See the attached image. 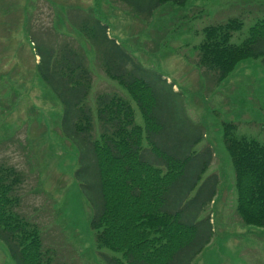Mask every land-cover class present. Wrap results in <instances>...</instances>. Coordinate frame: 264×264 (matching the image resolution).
<instances>
[{
	"label": "rangeland",
	"instance_id": "rangeland-1",
	"mask_svg": "<svg viewBox=\"0 0 264 264\" xmlns=\"http://www.w3.org/2000/svg\"><path fill=\"white\" fill-rule=\"evenodd\" d=\"M89 12L110 26V34L162 94V139L199 135L197 150L213 147L204 179L217 174L219 189L202 216L212 217L214 236L192 264H264V227L244 224L237 212L236 176L223 128L224 122H234L239 133L264 143V57L242 60L217 82L197 64L196 48L204 26L231 18L244 22L231 42H243L264 17V0L169 2L149 18L120 0H0V162L26 173L19 210L41 226L44 243L59 262L116 264V258L123 259L121 252L96 245L90 225L94 208L77 177L78 147L62 131L63 104L38 66L40 45L72 41L86 52L94 74L92 106L98 92L117 91L132 102L137 123L146 125L137 102L108 78L97 50L78 30ZM165 80L176 84V95ZM0 264H15L1 239Z\"/></svg>",
	"mask_w": 264,
	"mask_h": 264
},
{
	"label": "trees",
	"instance_id": "trees-1",
	"mask_svg": "<svg viewBox=\"0 0 264 264\" xmlns=\"http://www.w3.org/2000/svg\"><path fill=\"white\" fill-rule=\"evenodd\" d=\"M120 1L149 18L163 4L189 0ZM243 25L241 18H231L202 29L197 64L217 82L242 60L264 57V17L243 42H231ZM77 27L97 50L108 78L137 102L146 123H137L132 102L117 91L98 92L92 106L95 79L82 47L70 40L40 45V74L63 104V133L78 147L77 177L94 208L90 225L96 245L121 252L128 264H192L214 236L211 216H202L219 189L217 174L204 179L213 147L197 150L199 135L163 140L162 94L146 70L94 13L82 16ZM165 82L176 95L175 83ZM223 128L235 170L237 212L244 224L264 227V143L239 133L234 122ZM25 179L23 170L0 162V239L15 264H68L45 245L41 226L19 210ZM123 259L116 258V264Z\"/></svg>",
	"mask_w": 264,
	"mask_h": 264
}]
</instances>
